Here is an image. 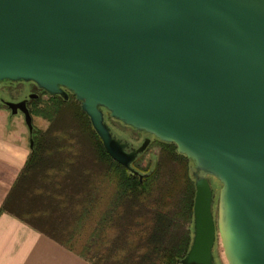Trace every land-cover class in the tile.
<instances>
[{
	"label": "water",
	"instance_id": "water-1",
	"mask_svg": "<svg viewBox=\"0 0 264 264\" xmlns=\"http://www.w3.org/2000/svg\"><path fill=\"white\" fill-rule=\"evenodd\" d=\"M5 80L71 92L132 175L149 139L125 151L102 109L191 161L192 236L179 264H212L207 176L220 183L226 264H264V0H0ZM2 103L30 134L25 100Z\"/></svg>",
	"mask_w": 264,
	"mask_h": 264
},
{
	"label": "trees",
	"instance_id": "trees-1",
	"mask_svg": "<svg viewBox=\"0 0 264 264\" xmlns=\"http://www.w3.org/2000/svg\"><path fill=\"white\" fill-rule=\"evenodd\" d=\"M0 107L6 108L1 101ZM33 113L49 125L43 131L32 126L28 156L0 213L88 264H179L190 243V160L172 143L156 140L162 155L149 170L135 159L132 175L105 153L72 96Z\"/></svg>",
	"mask_w": 264,
	"mask_h": 264
},
{
	"label": "crops",
	"instance_id": "crops-1",
	"mask_svg": "<svg viewBox=\"0 0 264 264\" xmlns=\"http://www.w3.org/2000/svg\"><path fill=\"white\" fill-rule=\"evenodd\" d=\"M8 112L9 110L5 112L0 110V204L22 168L30 148L28 131L19 120L15 119L13 122L14 114ZM0 264H88V262L14 215L2 212Z\"/></svg>",
	"mask_w": 264,
	"mask_h": 264
},
{
	"label": "rangeland",
	"instance_id": "rangeland-1",
	"mask_svg": "<svg viewBox=\"0 0 264 264\" xmlns=\"http://www.w3.org/2000/svg\"><path fill=\"white\" fill-rule=\"evenodd\" d=\"M30 84L29 82L19 81V82H0V98L4 99L5 101H16L19 98L23 97L27 93V86ZM21 88L20 91H16V88ZM18 88V90H19ZM44 108V106L42 107ZM1 112L8 111L6 109H0ZM9 113V112H8ZM13 117V118H12ZM12 121L14 122L15 119L19 120L23 125L24 128L27 130L26 125L23 121V115L21 112L17 111L14 115H12ZM104 121L108 125L111 133L116 138L121 140H125L130 143L133 147L137 146L144 137H148L150 142L147 144L146 148L137 156L135 163L141 167L142 169L149 170L151 169L154 164L157 162L158 158L162 155L160 151V147L156 142L157 139H154L152 136L144 134L142 132L135 131L131 127L122 124L120 121L111 118L108 115L107 111H103ZM31 124L35 129L38 130H45L48 128L49 122L41 115L32 113L31 115ZM11 125V122H10ZM30 138V134L28 133ZM29 142V139H28ZM193 169L191 161H187V174L188 177L192 180L190 175L191 170ZM71 174L70 172H67ZM211 186L214 190L215 199L217 196V190L220 187V183L214 177H209ZM81 238H85L82 236ZM214 259L218 264H226L223 255L222 249L220 246L219 239H217L216 244L214 245L213 249Z\"/></svg>",
	"mask_w": 264,
	"mask_h": 264
},
{
	"label": "flooded vegetation",
	"instance_id": "flooded-vegetation-1",
	"mask_svg": "<svg viewBox=\"0 0 264 264\" xmlns=\"http://www.w3.org/2000/svg\"><path fill=\"white\" fill-rule=\"evenodd\" d=\"M5 82H9L11 83L10 81H7L5 80ZM19 82V81H17ZM30 84H28L27 86V93L25 96L19 98L18 100L16 101H19V100H25V106L30 114V116L32 115L33 113V110L37 109V108H42L43 106L45 107L47 104H50L51 102H53L55 100L56 97H59L65 101L69 100L71 98V96L73 97L74 99V96L72 95L71 92L65 90L66 92V98H63L62 96H60L59 94H55V95H49L48 93H46L44 90L38 88L33 82H30ZM19 88V87H18ZM16 88V91H20L21 88ZM75 100V99H74ZM0 101L1 102H4L5 100L4 99H1L0 98ZM16 101H13V102H16ZM77 101V100H75ZM78 105H79V102L77 101ZM104 109H102V113H103ZM106 111V110H105ZM104 118V117H103ZM133 129V128H132ZM110 130V129H109ZM136 131V130H135ZM111 132V131H110ZM138 132H142L144 134H147L143 131H138ZM112 134V133H111ZM147 135H150V134H147ZM152 136V135H150ZM115 137V136H114ZM153 137V136H152ZM116 138V137H115ZM145 138V137H144ZM148 138V137H147ZM154 138V137H153ZM119 139V138H118ZM149 139V138H148ZM156 139V138H154ZM120 141H123V142H126L127 143V146L124 148L125 151H129L131 148H135L133 147L130 143H128L127 141L125 140H121ZM149 142H150V139H149ZM148 142V143H149ZM146 148V147H145ZM140 154V153H139ZM137 154L136 157L133 159V161L137 158V156L139 155ZM132 161V162H133ZM131 162V164H132ZM132 166V165H131ZM133 168V167H132ZM209 177H212V176H207V179H208V182H209V185H210V188H211V212H212V218H213V225H214V236H213V242H212V246H211V254H212V264H218L216 263L215 259H214V253H213V249H214V245L216 244L217 242V239H219L218 237V233H217V228H216V203H217V196H216V199H215V195H214V190L211 186V183H210V179ZM219 189V188H218ZM217 195H218V190H217ZM191 236H192V228H191V232H190V239H191Z\"/></svg>",
	"mask_w": 264,
	"mask_h": 264
}]
</instances>
